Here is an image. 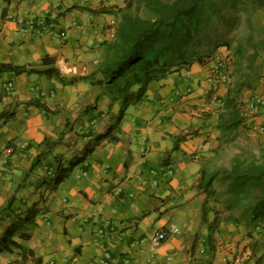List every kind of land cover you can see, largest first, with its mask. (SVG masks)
Here are the masks:
<instances>
[{"label":"crops","instance_id":"0c3cea01","mask_svg":"<svg viewBox=\"0 0 264 264\" xmlns=\"http://www.w3.org/2000/svg\"><path fill=\"white\" fill-rule=\"evenodd\" d=\"M126 2L0 0V63L54 66L67 78L89 76L113 39L115 13ZM31 14L45 20L47 30L23 36L21 25ZM60 32L66 37L60 38ZM191 44L187 54L193 52ZM206 53V59L151 81L143 99L126 108L117 141H104L54 191L38 187V180L52 176L56 156L63 165L76 160L86 142L112 122L119 102L88 81L62 85L44 74L0 70V113L14 112L0 122V235L33 203L42 209L30 239L14 238L31 252H1L0 264H122L124 259L189 264L195 208L199 224L203 199L200 174L221 145L213 99L223 98L228 87L213 85L212 62L219 54L227 64L232 58L225 46ZM7 83L13 87L7 89ZM250 95L264 96V78L245 99ZM30 101L48 110L26 104ZM86 107L91 108L82 113ZM259 109L249 113L245 125L264 124V107ZM67 119L72 130L65 132ZM185 133L190 134L173 149ZM43 141L56 143L49 153ZM7 146L12 147L8 154ZM41 153L46 155L31 170ZM170 226L178 231L159 246L139 242Z\"/></svg>","mask_w":264,"mask_h":264},{"label":"trees","instance_id":"16d2710c","mask_svg":"<svg viewBox=\"0 0 264 264\" xmlns=\"http://www.w3.org/2000/svg\"><path fill=\"white\" fill-rule=\"evenodd\" d=\"M205 1L127 0L115 13L113 39L105 44L104 56L89 76L67 78L54 66L27 69L20 65L0 63V70H10L16 74H44L62 85H71L78 80L88 81L97 85L111 102H119L118 113L105 131L89 139L83 146L81 155L67 165H63L59 156H56L57 166L52 176L41 177L38 187L56 190L104 141L115 143L126 108L143 99L151 81L163 79L182 66L208 57L207 53L187 54L188 51L185 50L188 45L200 39L206 37L210 40L221 28L233 31L238 3L246 4L249 1L254 8H264V0H220L208 8L205 7ZM225 14L229 16L226 17ZM214 24L219 25L220 29L213 27ZM231 40L222 44L231 51L232 71L216 124L220 131V143L232 141L233 134L240 126L245 125L249 115L245 95L255 91L264 78V27L254 28L248 25L245 37L235 41L234 45ZM96 74L98 77H95ZM26 104L48 110L44 103L30 101ZM90 108L86 107L82 113H87ZM13 117L14 112L3 111L0 113V122ZM71 125L67 119L65 132L72 130ZM188 134L190 133L178 136L173 149ZM42 144L48 149L46 153H49L56 143L43 141ZM46 153L35 157L31 170ZM216 179L224 182V190L212 187ZM199 184L205 194L200 207L199 226L205 228L206 248L202 256L196 257L199 237L198 234L195 235L189 248L192 256L189 264H214L217 254L216 235L221 231L222 225L243 223L251 227L260 223L264 232V150L258 155L242 152L233 159L228 169L210 173L203 169ZM41 211L37 203H33L23 215L12 218L0 235V253L12 248H18L21 253L31 252L14 238L23 241L30 239L36 217ZM250 244L255 264H264V235L262 239L253 238Z\"/></svg>","mask_w":264,"mask_h":264},{"label":"rangeland","instance_id":"374dc122","mask_svg":"<svg viewBox=\"0 0 264 264\" xmlns=\"http://www.w3.org/2000/svg\"><path fill=\"white\" fill-rule=\"evenodd\" d=\"M220 0H206L205 7L208 8L210 5L217 3ZM238 10L235 12L236 22L235 28L233 31L219 27V25L214 24L220 29L215 35H212L210 40L207 38L200 39L199 41L194 42L191 45V49L194 53H206L210 52L213 48L222 45L226 41L231 40V44L234 45V42L238 39H241L246 36L248 33V25L253 26L254 28L264 27V8H254L252 3L249 1L245 4L238 3ZM224 11H222V14ZM226 17L229 14H225ZM219 33V34H218ZM201 50H199V49ZM206 59V58H205ZM213 66L211 67V80L213 85L218 89V87L223 83V78L220 74L227 73V70L224 68L221 73L215 72L216 63L212 62ZM227 64V63H226ZM215 94V89L212 90ZM219 98L215 95L213 102L219 106ZM260 105L253 107L249 110L250 114L258 113ZM264 107V105H262ZM262 128V129H261ZM264 150V124L254 125H242L240 128L233 134V140L228 143H221L219 150L215 152L209 160L205 162L207 173L230 168L233 159L241 154L253 153L259 154ZM202 187V185H201ZM212 187L216 190H224L226 188L224 182L220 179H216L212 183ZM202 189V188H201ZM205 194L203 193V199ZM202 199V200H203ZM202 203V202H201ZM196 210V220L194 219L192 227V241L197 235L199 237L197 248H196V257L203 255V251L206 248V233L204 226L200 227L197 223L198 215L197 208ZM192 214L194 209L191 210ZM200 214V213H199ZM193 222V220H191ZM260 223L253 224L251 227L245 226L243 223L238 225L224 224L221 227V231L216 235L217 242V254L214 264H245L251 256V242L252 239H262L264 232L260 228ZM192 258L189 255V261ZM255 258V257H253Z\"/></svg>","mask_w":264,"mask_h":264},{"label":"built area","instance_id":"2783aa9c","mask_svg":"<svg viewBox=\"0 0 264 264\" xmlns=\"http://www.w3.org/2000/svg\"><path fill=\"white\" fill-rule=\"evenodd\" d=\"M103 1H107V0H103ZM45 30H47L46 25H45V20H43L42 18H38V16L35 14L29 15V17L27 18V22L21 25V28H20V32L22 33L23 36L32 35L39 31H45ZM59 37L62 39L65 38L66 33L60 32ZM216 60H217L216 61L217 63H216L215 72L221 73L220 71H223L224 68L227 70V73L225 72V74L223 75L220 74V76L221 78H223L222 81L224 85L228 86V83L230 82V79H231V71H232L231 63L226 64V58L222 56L221 54L217 55ZM12 87H13L12 83H7L6 85L7 89H10ZM247 102H248L247 107L249 110H251L253 107L257 105H260L259 107L263 108L262 105H264V96L250 95ZM218 103H219V106L222 105V98L219 100ZM11 151H12V147L7 146V148L5 149V152L8 154ZM165 173L171 175L173 173V170L172 169L165 170ZM177 231H178L177 228L170 226L167 230L161 229L159 231L154 232L150 236H145L141 238L139 242L142 244H150L153 247H157L161 243L166 241L169 235L175 234ZM105 255L109 257L108 252H106ZM122 264H130V261L128 259H124L122 261Z\"/></svg>","mask_w":264,"mask_h":264}]
</instances>
